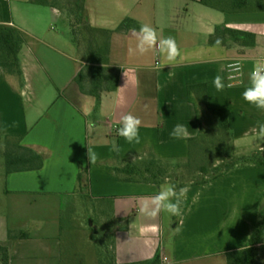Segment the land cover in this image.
<instances>
[{
  "label": "crops",
  "instance_id": "obj_1",
  "mask_svg": "<svg viewBox=\"0 0 264 264\" xmlns=\"http://www.w3.org/2000/svg\"><path fill=\"white\" fill-rule=\"evenodd\" d=\"M1 1L9 8L8 24L24 36V82L13 91L26 110L23 143L47 152L43 168L7 174L0 193V242L9 248L11 264L64 263L61 210L77 187L81 164L90 169L92 198L113 199L120 263L152 261L160 254L162 264H229L228 252L252 247L251 236L264 217V164L240 162L222 168L227 171L216 179L189 183L181 216L161 212L149 218L138 213L139 204L155 195L165 179L120 180L113 159L117 152L121 162L156 157L171 165L167 180L175 185L172 168L193 157L203 137L205 119L200 121L189 99V87L200 83L209 84L211 106L231 109L235 155L264 157V141L251 133L264 124V110L242 97L253 66H264V0L244 8L235 0H85L91 28L81 43L52 32L56 16L73 32L64 0L56 2L60 7L55 0ZM126 19L130 24L123 27ZM142 24L154 27L161 37L174 36L181 59L169 65L158 50L130 56L128 49L136 44L131 30L138 31ZM96 56L108 57L109 63L87 61ZM50 57L58 60V68L49 77L40 63ZM67 59L78 63L74 75L66 74ZM229 64L242 69L232 81L227 80ZM92 66L100 67L101 75L94 76ZM113 71L117 81L108 79ZM217 74L233 86L217 91ZM55 75L61 78L58 82ZM94 78L103 83L95 86ZM21 89L23 96L27 90L31 93L27 104ZM129 113L142 121L140 144H129L117 134ZM176 124L187 127L189 138L170 136ZM89 151L97 156L95 163ZM10 230L31 236L13 239ZM254 248L264 263V239Z\"/></svg>",
  "mask_w": 264,
  "mask_h": 264
},
{
  "label": "trees",
  "instance_id": "obj_2",
  "mask_svg": "<svg viewBox=\"0 0 264 264\" xmlns=\"http://www.w3.org/2000/svg\"><path fill=\"white\" fill-rule=\"evenodd\" d=\"M58 0H55V6L60 7V4H56ZM63 8L66 9L67 6L70 10L68 11V17L72 24L73 33L75 41L77 43H81V37L84 35L89 28V14L88 9L85 3V0H73L70 5L71 0H64ZM262 0H235L236 6L246 7L247 5H254L255 3H259ZM242 11H250V10H242ZM67 13V12H66ZM10 12L9 8L6 4L0 0V67L5 69L8 73L19 72L23 73L22 65H21V51L24 45V36L22 31L14 26L9 25ZM130 19H126L124 24L125 27L127 24H130ZM226 31L232 32L238 35H248L247 32L238 31L233 29H226ZM90 63H109L108 57H89L87 60ZM92 68H95L92 66ZM110 69V68H109ZM102 71L99 67L97 70H94V76L101 75ZM105 75V74H103ZM110 76L117 81L118 75L113 71L111 74L108 72V79ZM116 79V80H115ZM103 80L101 78H94V85L98 86L102 84ZM117 86L115 84L114 88ZM189 99L191 102L195 103L197 106L198 116L200 121L204 118V114L207 111H211L214 113L219 121V124L225 129L230 130L231 122V109L228 107H215L211 106L209 103V84L208 83H200L191 85L189 87ZM23 122L26 124V117L23 108ZM205 131V126L203 127V133ZM27 130L23 133L14 134L12 138L7 136L5 153L4 157L7 159L8 167L7 173H11L14 171L21 170H34L41 169L45 165V160L47 158V152L42 150L41 148L27 146L23 143L24 138L26 136ZM242 162H257L264 164V157H259L258 155H253L250 157L240 158ZM113 164L117 169L118 178L124 181H149L160 183L171 171V165L164 164L162 161L158 160L156 157H145V160H141L140 162L136 161H126L121 162L119 158L118 152L116 153ZM233 165L229 166L227 170L231 169ZM180 166L172 168V171H178ZM227 170H220L217 174L213 176L211 179H206L203 183L208 180H213L225 173ZM175 185L177 189L186 187L189 183L180 182V179L175 180ZM91 190V175L90 169L85 167L83 164L80 166V172L78 175V183L75 191L72 195L76 196L78 194H85L87 190ZM91 193V191H90ZM92 196V195H91ZM95 200L99 202L105 203L108 207L107 212L109 215L114 213V210H110L109 208H114L113 199L111 197H97ZM113 211V212H112ZM112 212V213H111ZM106 214V210L104 212ZM111 213V214H110ZM115 218V216H111ZM64 218L62 219V234L64 233ZM115 219H112V227L110 230L106 228L104 230L100 229V235H96L97 244L99 245V264H162L161 255L158 254L157 257L152 261H141V262H131V263H120L117 259L116 255V225ZM105 235V237H104ZM31 235L28 232H20L17 233L14 230H10V237L13 239L17 238H29ZM104 239V240H103ZM264 239V217L262 220H259L257 223L253 235L251 236V248H247L245 250H237L228 252L229 256V264H260V260L257 256V249L254 248V245L260 244ZM102 241V242H101ZM97 245V246H98ZM0 256L2 258V264H11V254L8 247L3 245L0 242ZM163 259V258H162Z\"/></svg>",
  "mask_w": 264,
  "mask_h": 264
},
{
  "label": "rangeland",
  "instance_id": "obj_3",
  "mask_svg": "<svg viewBox=\"0 0 264 264\" xmlns=\"http://www.w3.org/2000/svg\"><path fill=\"white\" fill-rule=\"evenodd\" d=\"M5 2L11 4L10 0H5ZM66 2L67 1L64 3ZM72 2L73 0H71L70 5ZM69 7L71 6H67L66 8L67 14L70 10ZM52 25L55 28L52 32H58V34L64 36L68 35L74 38V33L70 27L68 28L65 19H62V17H54ZM40 64L41 69L44 70V74L49 77L51 74L54 75V71L58 68V60L51 57L42 60ZM21 65L23 70L22 74L18 71L15 73H8L5 69L0 67V193L6 187L5 179L8 174V163L7 159L4 157L7 136L12 138L14 134L23 133L27 130V125H24L22 117L23 108L26 114L25 107L21 105L20 97L13 93L14 89L23 86L24 69L22 58ZM77 65L78 63H76V60L67 59L65 68L66 74L74 75ZM55 78L57 82L61 79L58 75H55ZM82 78L83 76L79 77L78 81H81ZM49 84L52 85L53 82L50 81ZM49 84L47 85L49 86ZM23 93L24 91L21 89L19 94L22 95L23 102L27 104L29 97H31V93L29 90H27L24 96ZM9 103L14 104L9 105ZM204 119L205 131L199 148H197L193 157L181 163L178 171H172L170 173L172 181L179 178L180 182L184 181L185 183L200 182L214 176L222 168H227L242 162L241 159L235 155L231 147V129L225 130L219 124L217 116L211 111L205 112ZM251 133L254 134L252 138L259 139L261 137L260 140L264 141V138L260 135L259 129L252 130ZM132 208L133 204L130 206V209ZM107 209L108 207L105 203L92 198L89 189L85 194L72 195L65 200V204L61 210V219L64 218L65 220L64 233L62 234L65 258L63 264H99V245L97 241H95L97 240L96 235H100V229L104 230L106 228L110 230L112 227V219H115L111 217L115 216V214L112 213L113 211L111 212L112 214L110 213L111 215H109ZM109 209L115 210V207ZM104 210H106V214L103 213ZM115 221L116 225L117 220ZM121 226L127 227L128 224H122ZM262 264L264 263L262 262Z\"/></svg>",
  "mask_w": 264,
  "mask_h": 264
},
{
  "label": "clouds",
  "instance_id": "obj_4",
  "mask_svg": "<svg viewBox=\"0 0 264 264\" xmlns=\"http://www.w3.org/2000/svg\"><path fill=\"white\" fill-rule=\"evenodd\" d=\"M136 44L135 48L129 47L128 54L130 56L140 55L145 56L150 52L157 51L163 55V57L169 62V65L177 62L182 57L180 47L176 41V38L172 35L167 37H161L157 30L149 24H142L137 31L136 29L131 30ZM217 44L221 41L218 39ZM161 65L157 63L156 69H159ZM229 75L227 76L228 81H232L235 77L233 74L241 73L242 69L239 64L227 65ZM223 71V69H221ZM125 76L128 79L127 72ZM127 84V83H126ZM213 85L217 91H223L225 87H232L231 83L225 84V78L217 74L214 77ZM243 99L250 105L254 106L259 110H264V66L254 65L251 72L249 73V85L245 88L242 93ZM142 121L137 116L129 113L122 117L121 126L117 129V134L126 140L129 144H140V127ZM260 135L264 136V124L259 126ZM170 136L174 139H186L189 138L190 133L187 127L183 124H176ZM89 157L91 163H95L97 156L90 153ZM173 164L176 162L173 161ZM188 188L182 187L177 189L176 185L170 183L167 178L159 186L158 192L153 195L150 199H144L137 209L140 215L156 218L161 212L168 213L170 216H181L182 208L181 205L186 197ZM41 226L42 221L37 222ZM157 231V229H153Z\"/></svg>",
  "mask_w": 264,
  "mask_h": 264
},
{
  "label": "built area",
  "instance_id": "obj_5",
  "mask_svg": "<svg viewBox=\"0 0 264 264\" xmlns=\"http://www.w3.org/2000/svg\"><path fill=\"white\" fill-rule=\"evenodd\" d=\"M119 128V126H117V129ZM167 258L165 257V260H166Z\"/></svg>",
  "mask_w": 264,
  "mask_h": 264
}]
</instances>
